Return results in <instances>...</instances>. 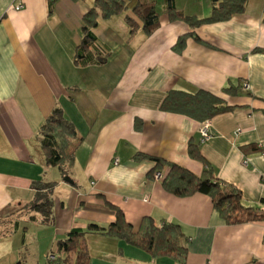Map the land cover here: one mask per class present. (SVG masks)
<instances>
[{
    "label": "crops",
    "instance_id": "0c3cea01",
    "mask_svg": "<svg viewBox=\"0 0 264 264\" xmlns=\"http://www.w3.org/2000/svg\"><path fill=\"white\" fill-rule=\"evenodd\" d=\"M147 1L160 4L150 34L140 23L130 31V10L98 17L88 57L76 58L94 0H0V264H16V248L28 236L36 240L42 232L43 247L55 249L72 228L107 227L114 216L98 209L107 203L134 226L143 216L179 224L188 237L184 264H264V221L226 224L207 195L175 196L148 174L158 158L200 176L205 166L190 155L194 145L245 205L264 209V0L195 27L171 20L164 0ZM186 1L192 8L173 0L185 15L210 14V0ZM229 86L238 87L236 95L223 92ZM171 89H203L236 108L211 118L210 138L200 142L199 121L160 109ZM54 106L79 137L68 167L72 183L46 164L39 143ZM249 144L261 150L242 149ZM139 152L151 158H136ZM158 170L163 175L167 167ZM35 180L56 182L49 223L28 207ZM87 242L90 264H180L97 233H88Z\"/></svg>",
    "mask_w": 264,
    "mask_h": 264
},
{
    "label": "trees",
    "instance_id": "16d2710c",
    "mask_svg": "<svg viewBox=\"0 0 264 264\" xmlns=\"http://www.w3.org/2000/svg\"><path fill=\"white\" fill-rule=\"evenodd\" d=\"M211 11L206 17L197 18L185 15L174 5L173 0H164L165 12L171 20H182L190 27L203 23L225 21L233 15L244 11L249 0H210ZM130 10L131 15L125 17L130 31L140 26L146 34H150L159 23V14L154 2L147 0H94V6L83 16L84 35L77 46L75 57H88V47L94 41L90 28L95 26L97 18H108ZM187 35L197 36L193 32ZM186 34L179 37L174 45L176 49L184 46ZM101 58L99 61H103ZM238 87L223 88V92L236 95ZM236 106L228 105L224 99L203 89L193 92L169 90L163 97L160 109L178 113L193 118L200 123L209 121L216 115L231 111ZM264 113V107L261 109ZM39 143L45 155L47 165L59 169L63 177H69L68 167L72 164L73 145L79 139L74 125L65 118L61 107L54 106L47 115L38 131ZM243 150L259 151L261 147L249 144ZM189 153L193 158L204 163V170L200 176L173 162H166L158 158L155 165L148 172L154 176L159 168L167 167L161 177L163 188L178 197L190 196L195 193L207 195L213 208L226 224H240L249 221H264V209L247 206L242 202L240 190L233 185L215 177L208 163L203 159L194 145H189ZM136 158H147L144 153L135 154ZM151 158V157H150ZM54 181L35 180L31 183L34 197L29 202L31 211L38 212L43 223H49L53 218V190ZM113 214L114 219L107 227L89 224L85 229L72 228L64 238L55 243V250L48 258L51 264H90L91 254L87 242L88 233H97L109 240H123L133 246L150 252L153 257L168 256L177 263L184 264L187 259L188 237L182 232L179 224L171 221L155 223L150 216H143L137 226L128 222L121 208L107 203L105 208H98ZM16 264H26L20 259Z\"/></svg>",
    "mask_w": 264,
    "mask_h": 264
},
{
    "label": "rangeland",
    "instance_id": "374dc122",
    "mask_svg": "<svg viewBox=\"0 0 264 264\" xmlns=\"http://www.w3.org/2000/svg\"><path fill=\"white\" fill-rule=\"evenodd\" d=\"M180 5H184L187 7V9L192 8L189 4H187L186 0H178ZM201 3L203 0L200 1ZM156 6V5H155ZM183 6V7H184ZM160 7V4H157L156 8ZM157 8V9H158ZM29 230V228H28ZM29 235V234H28ZM43 233L40 232L37 236L36 240H31L29 241V236L28 240L25 241V244L21 248H16V252L19 256L18 259L21 261L25 262L26 264H50L48 256H50L51 252H54V248H44L43 247V242L45 241V238ZM39 242V243H38ZM45 244V243H44ZM96 247L91 248L92 249V254L94 253V249ZM51 251V252H50ZM55 253V252H54ZM16 262V260H14Z\"/></svg>",
    "mask_w": 264,
    "mask_h": 264
},
{
    "label": "built area",
    "instance_id": "2783aa9c",
    "mask_svg": "<svg viewBox=\"0 0 264 264\" xmlns=\"http://www.w3.org/2000/svg\"><path fill=\"white\" fill-rule=\"evenodd\" d=\"M21 7H22L21 4H16L14 6V8L16 10H19ZM242 87L246 89L248 87V85L246 83H244L242 85ZM199 132H200V142H205V141H207L210 138V131H209V123H208V121H204V122L201 123ZM154 177L159 179V178L162 177V175H161L160 172H155ZM48 258H51V256H48Z\"/></svg>",
    "mask_w": 264,
    "mask_h": 264
},
{
    "label": "water",
    "instance_id": "95a60500",
    "mask_svg": "<svg viewBox=\"0 0 264 264\" xmlns=\"http://www.w3.org/2000/svg\"><path fill=\"white\" fill-rule=\"evenodd\" d=\"M63 179L69 183H72V180L69 177H63Z\"/></svg>",
    "mask_w": 264,
    "mask_h": 264
}]
</instances>
